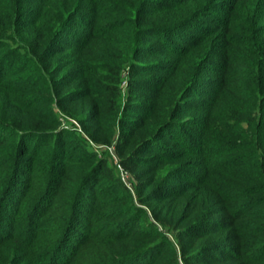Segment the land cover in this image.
Returning <instances> with one entry per match:
<instances>
[{
    "label": "trees",
    "instance_id": "1",
    "mask_svg": "<svg viewBox=\"0 0 264 264\" xmlns=\"http://www.w3.org/2000/svg\"><path fill=\"white\" fill-rule=\"evenodd\" d=\"M70 27L80 29L72 45L61 41ZM65 52L81 67L73 79L81 87L63 98L88 102L89 119L80 115V122L91 141L116 132L109 123L128 66L129 88L142 101L140 121L129 125L142 133L124 166L145 165L130 157L140 147L145 156L159 154L157 141L179 150L153 162L156 168L180 153L203 160L200 177L186 173L187 189H163L144 201L180 202L192 192L189 206L198 209L211 198L215 211L188 231L195 243L218 239L201 244L206 261L194 263V252L183 263L264 264V0H0V264H179L168 240H154L158 233L134 225L126 232L142 211L121 196L100 201L95 194L105 183L131 198L117 174L82 138L59 139L49 103L70 76L56 66ZM144 53L165 57L139 66ZM194 92L202 112L198 148L183 150L187 141L165 132L178 133L176 98ZM67 147L78 149L84 167L65 166ZM136 179L137 189L154 183Z\"/></svg>",
    "mask_w": 264,
    "mask_h": 264
},
{
    "label": "rangeland",
    "instance_id": "2",
    "mask_svg": "<svg viewBox=\"0 0 264 264\" xmlns=\"http://www.w3.org/2000/svg\"><path fill=\"white\" fill-rule=\"evenodd\" d=\"M79 30L80 29H78V27L64 29L61 34V41L66 42L69 45L78 43L80 38V35L78 34ZM91 53L96 55L99 53V49L94 48L92 49ZM164 55L165 54H160L159 57L154 58L149 56L147 53H144V56L138 60L137 63H139V66H145L144 63L148 65L157 59H164ZM74 59L75 56H70L67 52L56 58V66L58 68L63 67L61 72H59V75L61 76L63 73L70 75L69 77H66L65 84H63L62 87L51 92L52 94L57 93V95H52L51 103H49V108L52 110L54 117H56V133H59V139H73L75 135L77 139L81 140L82 138L84 140L82 141L85 142L84 145L86 149L91 153H94L97 159L105 162L106 165L111 168L115 174H117L119 179H121L124 185L130 190L131 198L129 199L126 196L120 195V193L116 192L113 188H109V184L101 183V185L95 187L94 190L98 198L100 199L101 197L100 201H109L114 196H121L127 205L132 204L134 205V208L142 211V214L136 210L132 212L133 215L141 214L142 218L136 222L133 219L128 220V224L130 223L132 225H128L129 228L126 230V232L129 233L130 230L133 229L132 226L134 225L135 229L141 230L143 229L141 226H143L146 231H152L154 234L158 233L160 236L154 240H156V242L158 240L163 241V239L168 240L172 245V248L175 250L179 264H184V257H191L192 255H195L194 252L196 253V256L193 260L194 263L196 261H200L201 259L206 261V257L208 258V256L199 252V249L202 246L201 244L206 243L207 241L212 242L218 238L208 237L204 238L198 243H195L193 240V234H195V232L193 231L192 233H189L188 227L189 225L198 222L200 217L207 211H215V206H213L211 203V198H209L207 201L203 200V202H200L201 206L198 209H196L195 206H189V200L192 196V192H187L180 202L178 200H171L163 203L154 198V202L144 203L146 200L145 196L147 194L156 195L163 189L167 191L175 187H180L182 190L187 189L188 187L185 183L189 182H185L188 179L186 173L196 175L197 178L200 177L203 173V160H199L197 157H193L190 154V156H188L186 154L180 153L175 161L162 163L158 168H156L157 165L153 166V162L158 160L161 162L163 161L162 156L166 157V155H171L173 152L179 150V148H174V143L169 141H157L156 143H160V145H156V147L160 150V153L155 154L154 156H145V152H141L144 150V147H140V150H137L142 132L140 134L138 132L134 133L133 127H130L131 125H129V123H136L140 121L137 117V114L139 115V107L136 105L142 101H136V92L131 91L129 88L130 85L128 83V79L130 68L128 66L121 74L122 83L120 85V89L122 93L117 104V118H114V120L109 123L110 125L114 124L116 126V132L110 141L105 142V136L103 135L106 134V131H104L103 134H98L96 141L93 139V141H91L90 137H88L84 130L85 127L80 122V115H83L84 117H81L85 119H89L88 114L86 111H84L88 107V102L85 101L83 102L84 104L77 102L78 104L74 105H81V107L72 108L74 105L67 103V99L63 98L64 95L72 93L81 87L80 83H75V81H73L74 78L79 76V74H75L77 73L76 69L81 73L80 65L77 66L76 64H72ZM208 75L209 74L202 75V77L204 76V81ZM55 79H58V76ZM83 87L84 86H82V88ZM145 87H147V84L139 86V88ZM142 92H144V90ZM194 96L195 92L187 95L182 93L176 98L178 99L177 101L180 100V107H178V118L175 120L174 127V129H178V133L175 130L165 132L170 137L177 134L175 137L186 140L187 142L184 144L183 150L189 149V145H191L190 147L193 146L194 149L198 148V146L194 145L193 141L197 142L199 138L198 124L200 122L202 112L196 110L197 108L194 106V104L199 101V99L195 98ZM173 109L174 106L169 108L168 114L172 113ZM91 125L92 123H90L87 127L90 128ZM110 127L111 126H108V131L110 130ZM134 137L137 139L135 140ZM128 139H131L130 143L133 145V147L131 146L129 149L123 151L122 147L125 144L124 142H126ZM134 147H137L136 151L139 152V155L130 157V162L139 160L144 161L145 165L128 168L124 166V163L129 155L135 154V152L131 154ZM66 149L65 166H69L72 171H76L84 167V163L81 160H78L80 157L78 149L75 147L72 149L67 147ZM180 150H182V148H180ZM174 173H183V176H181L182 180H176L178 176ZM136 175L140 181L153 180L154 183L149 188L137 189L139 182L136 179ZM164 193L165 192H160L159 194L161 195ZM211 218L215 219L216 216H211ZM134 222L136 225L133 224ZM132 242L136 244V240L132 239ZM138 242L141 244L144 243L143 241L140 242V240H138L137 243ZM161 247L162 245H160L158 248L160 249ZM133 249H136V247ZM171 251L167 252L165 255V257L168 259H172L173 254Z\"/></svg>",
    "mask_w": 264,
    "mask_h": 264
}]
</instances>
